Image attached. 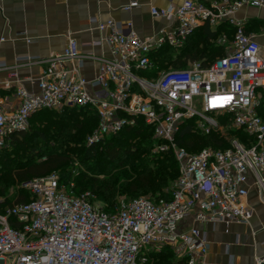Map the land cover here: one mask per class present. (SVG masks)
Masks as SVG:
<instances>
[{
    "label": "built area",
    "instance_id": "1",
    "mask_svg": "<svg viewBox=\"0 0 264 264\" xmlns=\"http://www.w3.org/2000/svg\"><path fill=\"white\" fill-rule=\"evenodd\" d=\"M138 5L134 0L123 9ZM243 6L264 8V0H183L172 8L153 7L155 17L171 24L151 37L139 36L132 22L122 26L93 18L98 30L109 33L92 44L106 43L110 57L85 55L70 37L63 51L44 61L37 91L16 87L17 108L0 109V151L13 133L29 128L37 111L88 106L98 118L88 144L142 118L158 140L154 150L172 152L179 174L169 197L121 198L113 211L90 192L76 193L57 173L25 181L31 200L0 201V264H152L154 254L165 249L173 264H210L203 226L250 222V182L264 202V57L246 21L235 17ZM205 21H227L235 28L225 54L208 65L194 61L185 68H159L153 53L170 46L175 58ZM93 57L100 66L87 77L81 63ZM222 118L247 141L233 138L227 148L197 152L178 143L186 120H194V131L209 135ZM252 264H264V255Z\"/></svg>",
    "mask_w": 264,
    "mask_h": 264
},
{
    "label": "trees",
    "instance_id": "2",
    "mask_svg": "<svg viewBox=\"0 0 264 264\" xmlns=\"http://www.w3.org/2000/svg\"><path fill=\"white\" fill-rule=\"evenodd\" d=\"M256 22L257 19L248 22L246 31L258 30L261 23ZM234 32L235 28L228 22L213 29L205 23L195 29L175 58L173 49L165 46L153 53V59L161 69L170 63L185 68L190 60L208 65L225 54L223 45L215 41L217 37L225 33L233 38ZM147 74L154 75L153 72ZM194 123V120H186L177 138L178 143L191 152H195L192 149L197 138L210 135L194 131ZM97 125L96 112L88 106L37 111L30 119V128L13 133L1 150L0 179L15 174L16 180L23 182L58 172L60 181L73 183L76 193H83L87 188L96 192L108 211L115 209L119 194L151 193L155 197H169L168 191L179 174L178 162L172 152L154 150L158 140L153 136V128L142 118H137L134 125L88 144L87 138ZM233 133L247 141L243 131L235 129ZM212 140L217 144L216 148L230 146L225 145L227 141L217 134ZM113 164L122 168L121 172H113L112 168L108 170ZM92 172L107 173V178L95 180L90 178ZM4 186L0 182L1 194H5ZM31 199L27 190H21L16 200ZM5 201L4 204H9L12 200L7 198ZM152 264H173L171 251L165 249L154 254Z\"/></svg>",
    "mask_w": 264,
    "mask_h": 264
},
{
    "label": "crops",
    "instance_id": "3",
    "mask_svg": "<svg viewBox=\"0 0 264 264\" xmlns=\"http://www.w3.org/2000/svg\"><path fill=\"white\" fill-rule=\"evenodd\" d=\"M132 1L0 0V63L4 64L0 68V109L13 111L17 108L19 100L15 91L18 85L31 91L38 90L36 81L45 68L44 61L63 51L70 37L78 41L83 54L110 57V48L106 43L101 46L92 44L108 35L109 30H98L91 19L95 18L99 22L113 19L122 26L132 22L139 36L151 37L162 29L169 31L171 24L169 18L155 17L152 8H172L183 2L137 0L138 6L123 9ZM202 1L210 4L214 0ZM235 17L245 20L246 24L253 19L261 23L260 31L250 32L259 41L264 57V8L243 6L235 13ZM224 22L227 21L214 24L205 21L200 26L209 23L213 29ZM2 37L4 40H1ZM223 37L227 35L222 33L217 37V44L223 45ZM194 61L198 60H190L187 65ZM99 66L100 60L96 57L83 58L81 72L93 77ZM248 204L253 209L249 223L203 226L210 242V264H252L256 255H264V202L252 182L249 184Z\"/></svg>",
    "mask_w": 264,
    "mask_h": 264
},
{
    "label": "rangeland",
    "instance_id": "4",
    "mask_svg": "<svg viewBox=\"0 0 264 264\" xmlns=\"http://www.w3.org/2000/svg\"><path fill=\"white\" fill-rule=\"evenodd\" d=\"M260 28L261 26L259 27L258 30H254L256 32L260 31ZM232 41V37H230L229 35L225 38L224 42L223 43V47L224 49L226 50V46H229V43ZM170 65L174 66L173 64H168L166 66V68H169ZM226 120L224 118H222L220 120V127L216 130H214L209 136H206V137H203V139H194L195 140V146L194 148L192 149L193 151L196 152V150L200 149V148H203V147H212V148H216L217 147V144L212 140V137L213 135H218V137H220L221 139H225V141H227V143L225 142V145L228 144L230 145L231 144V141L233 140V138H237L239 140H242L241 139V136L237 135L236 133H233V128H231L229 125L226 124ZM30 128V126H29ZM28 128V129H29ZM0 154H1V151H0ZM112 168V171L113 172H121L117 165L116 164H113L111 166L108 167V170ZM128 168V167H127ZM58 173V172H56ZM90 178H93V179H97V180H101V179H105L107 178V173L105 174H96V173H91V176ZM11 181V184L7 185L9 182ZM0 182H3V184L5 185L4 189H5V194H1L0 193V201L5 203L7 200V198H10L12 201L9 202V204L13 203V202H16L17 198L19 197V193L25 189V186H24V182H21V181H17L16 180V176L15 174H12V176H9V177H3L0 179ZM84 192H90L92 198L94 199V201L101 205V206H104V203L102 202V200L100 198H98L97 196V193H92L90 191L89 188H87ZM151 193H145V194H140V195H128V194H119L117 197H118V201L121 199V198H125V199H133V198H136V197H151Z\"/></svg>",
    "mask_w": 264,
    "mask_h": 264
}]
</instances>
